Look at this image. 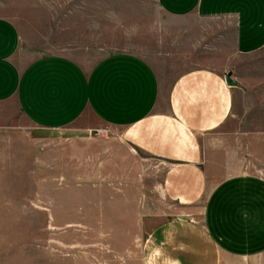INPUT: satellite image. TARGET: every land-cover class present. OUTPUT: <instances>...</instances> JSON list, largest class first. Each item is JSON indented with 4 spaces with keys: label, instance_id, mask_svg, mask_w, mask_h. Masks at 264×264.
<instances>
[{
    "label": "crops",
    "instance_id": "obj_1",
    "mask_svg": "<svg viewBox=\"0 0 264 264\" xmlns=\"http://www.w3.org/2000/svg\"><path fill=\"white\" fill-rule=\"evenodd\" d=\"M157 3L172 19L217 27L155 65L130 52L84 63L23 46L0 17V135L22 130L52 144L116 131L159 164L166 200L183 211L152 227L142 264H264V0ZM30 194L0 203V217H31L30 204L18 208ZM35 214L46 234L48 214ZM15 230L0 231V264H66L50 252L60 247L42 235L17 240Z\"/></svg>",
    "mask_w": 264,
    "mask_h": 264
},
{
    "label": "rangeland",
    "instance_id": "obj_2",
    "mask_svg": "<svg viewBox=\"0 0 264 264\" xmlns=\"http://www.w3.org/2000/svg\"><path fill=\"white\" fill-rule=\"evenodd\" d=\"M0 17L18 26L23 46L84 63L91 61L87 56L130 52L155 65L158 54L184 56L206 38L201 29L217 27L172 19L157 0H0ZM102 131L105 137L52 144L22 130L0 135V198H7L0 203L33 194L18 207L30 204L32 216H1L0 231L15 225L17 240L42 235L60 247L50 252L66 264H142L152 227L183 211L166 200L158 163L127 146L118 132ZM40 194L47 198L43 206ZM38 210L48 214L46 234L38 232L45 219ZM32 227L33 233H23Z\"/></svg>",
    "mask_w": 264,
    "mask_h": 264
},
{
    "label": "built area",
    "instance_id": "obj_3",
    "mask_svg": "<svg viewBox=\"0 0 264 264\" xmlns=\"http://www.w3.org/2000/svg\"><path fill=\"white\" fill-rule=\"evenodd\" d=\"M94 135H95L96 137H105V136H106V135H105V132L102 131V130H97V131L94 133Z\"/></svg>",
    "mask_w": 264,
    "mask_h": 264
}]
</instances>
